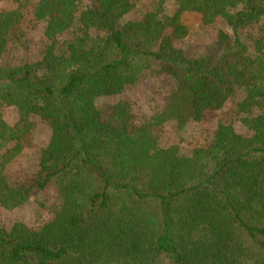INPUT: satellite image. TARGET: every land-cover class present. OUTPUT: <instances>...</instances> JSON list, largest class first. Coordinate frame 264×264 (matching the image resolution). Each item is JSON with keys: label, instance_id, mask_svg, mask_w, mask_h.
Masks as SVG:
<instances>
[{"label": "trees", "instance_id": "trees-1", "mask_svg": "<svg viewBox=\"0 0 264 264\" xmlns=\"http://www.w3.org/2000/svg\"><path fill=\"white\" fill-rule=\"evenodd\" d=\"M10 1L17 7L0 15V55L27 8L47 43L40 61L0 68V104L17 112L13 125L0 113V208L18 209L47 187L61 206L35 230L0 222V264H264V0H176L172 14L148 12L123 26L132 0L90 8L82 0ZM193 12L204 25L221 20L233 36L219 31L214 53L185 57L171 39L187 36L180 16ZM71 28L56 54L51 41ZM92 28L106 33L91 38ZM152 64L177 82L172 102L134 133L126 103L115 106L117 125L103 122L95 99L134 85ZM237 90L236 114L260 110L240 119L250 136L219 124L189 156L158 145L166 123L181 130ZM34 118L50 126V141L32 183L10 182L5 170Z\"/></svg>", "mask_w": 264, "mask_h": 264}, {"label": "rangeland", "instance_id": "rangeland-1", "mask_svg": "<svg viewBox=\"0 0 264 264\" xmlns=\"http://www.w3.org/2000/svg\"><path fill=\"white\" fill-rule=\"evenodd\" d=\"M35 1V0H33ZM133 9L123 17L120 25L139 20L148 12H161L169 15L176 10V0H132ZM86 8L95 7V0H82ZM17 7L10 0L0 1V15L14 10ZM180 22L188 34L183 39H171L175 48L182 50L187 58H199L212 54L217 48L219 31H224L229 36L233 33L221 20L204 25L198 13H183ZM44 24L37 22L33 16V9H24V19L9 34L5 51L0 55V68H14L25 63L40 61L45 41ZM246 31V30H245ZM241 31L243 38L256 33V28ZM251 31H253L252 34ZM76 32L71 28L57 35L51 43L55 46L56 54H63L66 44ZM106 31L102 28H92L89 36L95 38L103 36ZM90 43L85 44L89 49ZM177 82L163 73L156 64L141 73L139 80L134 85L126 86L119 94L102 96L95 99V106L101 113L103 122L117 125L114 117L115 106L126 103L129 107L128 130L134 133L151 116L166 108L173 100ZM243 98V92L237 90L234 96L224 103L220 110L208 109L202 113L199 120H190L181 129H177L174 122H168L157 130V143L160 147L177 146L186 155H191L196 148L206 147L216 127L219 124H230L234 131L244 137L251 135L250 130L241 122V118H254L260 115L258 108H253L246 115L235 112V104ZM0 113L3 120L13 125L17 120L14 107L0 104ZM51 138V128L47 123L34 118L32 129L22 140V151L7 166L5 175L10 182L30 185L37 172L41 151L48 145ZM61 206V198L53 187L40 191H33L29 200L20 208L5 210L0 208V222L5 229H10L14 223H23L30 229H38L51 222Z\"/></svg>", "mask_w": 264, "mask_h": 264}]
</instances>
